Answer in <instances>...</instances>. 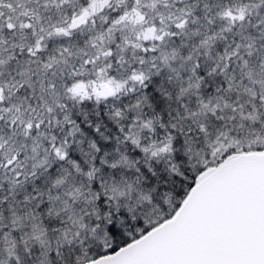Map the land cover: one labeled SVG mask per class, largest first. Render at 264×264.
I'll return each mask as SVG.
<instances>
[{
  "label": "snow or ice",
  "instance_id": "1",
  "mask_svg": "<svg viewBox=\"0 0 264 264\" xmlns=\"http://www.w3.org/2000/svg\"><path fill=\"white\" fill-rule=\"evenodd\" d=\"M0 264H264V0H0Z\"/></svg>",
  "mask_w": 264,
  "mask_h": 264
}]
</instances>
